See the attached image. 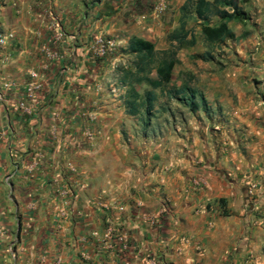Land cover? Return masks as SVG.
<instances>
[{"label":"crops","instance_id":"obj_1","mask_svg":"<svg viewBox=\"0 0 264 264\" xmlns=\"http://www.w3.org/2000/svg\"><path fill=\"white\" fill-rule=\"evenodd\" d=\"M185 1L0 0V264H264L263 89L206 78L228 119L190 143L124 110L128 39L166 49Z\"/></svg>","mask_w":264,"mask_h":264},{"label":"rangeland","instance_id":"obj_2","mask_svg":"<svg viewBox=\"0 0 264 264\" xmlns=\"http://www.w3.org/2000/svg\"><path fill=\"white\" fill-rule=\"evenodd\" d=\"M241 8L247 13L248 19L240 23H229L232 27L235 39L224 44L214 45L204 42L199 34V25L191 17L186 18V27L189 35L194 38L191 47L177 51V64L174 65L171 73L172 84L180 81L186 83L191 88L202 91L203 82L206 78L216 77L219 80H232L231 87L223 89L233 93L248 92L249 82L254 86V90L263 89L264 92V0H240ZM209 53L213 57L211 63L202 62L193 57L194 54ZM131 59L127 60L131 65ZM153 76V73H151ZM252 77V78H249ZM138 92L144 89L143 85L135 86ZM204 89V88H203ZM259 98L261 99L262 97ZM164 98H160L162 102ZM261 101V100H260ZM167 112L157 114L153 111L151 122L159 128H167V132L178 135L183 130H187L189 143L198 136V130L204 126H216L226 122L227 115H209L210 110L202 112L201 109L190 111L178 101L168 99L164 104ZM263 105V104H262ZM137 118V117H136ZM228 119V118H227ZM175 125V126H174ZM179 127V131L177 130ZM211 129L208 128V131ZM166 132L163 129L164 133ZM166 132V133H167ZM139 135L141 132L138 130Z\"/></svg>","mask_w":264,"mask_h":264},{"label":"trees","instance_id":"obj_3","mask_svg":"<svg viewBox=\"0 0 264 264\" xmlns=\"http://www.w3.org/2000/svg\"><path fill=\"white\" fill-rule=\"evenodd\" d=\"M240 0H186L179 8L178 26L166 36L168 47L155 50L152 43L137 37H130L125 51L132 56L131 65L123 71L122 84L126 88L123 106L126 114L137 117L146 126L157 105L158 96L178 101L190 111L207 108L196 90L187 84L175 87L170 84L171 72L178 60V50L194 44V38L186 28V18L191 17L199 25V34L208 44L220 45L234 40L229 22H244L247 13L241 8ZM152 5L151 9H153ZM196 59L211 60L209 53L195 54ZM153 73V76H151ZM143 85L139 93L135 86Z\"/></svg>","mask_w":264,"mask_h":264},{"label":"built area","instance_id":"obj_4","mask_svg":"<svg viewBox=\"0 0 264 264\" xmlns=\"http://www.w3.org/2000/svg\"><path fill=\"white\" fill-rule=\"evenodd\" d=\"M162 9L161 4H156L153 7V11H155L156 13L160 12ZM11 34H0V46L9 38H11ZM95 43L98 45L99 49H98V54L99 55H104L106 51L110 50L113 47V42L108 39L105 38L103 36H98L95 39ZM31 77L34 76V74H30Z\"/></svg>","mask_w":264,"mask_h":264}]
</instances>
